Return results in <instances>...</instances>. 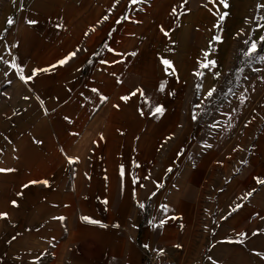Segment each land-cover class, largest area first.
<instances>
[{
	"label": "crops",
	"instance_id": "obj_1",
	"mask_svg": "<svg viewBox=\"0 0 264 264\" xmlns=\"http://www.w3.org/2000/svg\"><path fill=\"white\" fill-rule=\"evenodd\" d=\"M262 6L0 0V264H264Z\"/></svg>",
	"mask_w": 264,
	"mask_h": 264
},
{
	"label": "snow or ice",
	"instance_id": "obj_2",
	"mask_svg": "<svg viewBox=\"0 0 264 264\" xmlns=\"http://www.w3.org/2000/svg\"><path fill=\"white\" fill-rule=\"evenodd\" d=\"M116 2L118 3L119 0H116ZM140 2H142V0H131V4H133V5H135V4H137V3H140ZM210 2H211V0H210ZM185 3H187V0H185ZM220 3L223 5V7H224L225 9L228 7V0H220ZM262 7H264V6H262ZM172 14H173V15L176 14V10H175V9H173V13H172ZM226 15H227L226 12L223 13L222 15H220V17H219L220 20L222 21ZM104 19L106 20V19H107V16H105ZM125 19H127L126 16H125ZM12 23H13V21H12L11 19H9V20H8V24L11 25ZM28 23H29V24H34L35 21H31V20H30V21H28ZM117 23H119V21H117ZM92 30L94 31L95 29H92ZM161 31L164 33L165 36L168 35L167 31H165L163 28H161ZM86 35H87V33H86ZM109 35H111V33H109ZM214 39H215V40H218L219 38H218V37H214ZM262 39H264V37H262ZM245 43H247V41H245ZM76 51H79V49H77ZM110 51H111V49H110ZM256 51H257V45H256V43H252L251 46L249 47L248 51L245 53V55H247V56H252L254 53H256ZM134 54H135V53H132V55H134ZM75 55H76V52L69 53V55H68L67 57H65L64 59L58 61L56 65H52V66H50V68H44V69L33 70L32 76L27 77V78H25V76L22 74V73H23V69H22V68H18V67H17V71H18L19 73H21V75H20V79H21L22 81H24L25 83H27L29 80H31L32 78H34V77L37 75L38 72H45V73H48V72H50L52 69H54V68H56V67H58V66H63V65L66 64L70 59H72ZM205 58L207 59V53L205 54ZM161 62L166 66V68H172V64H171L170 61H168V60H162ZM214 63H215L214 61H209L208 63H202L200 66H201L202 68H207V67H209L210 64H211V65H214ZM13 66L16 67L15 65H13ZM195 74H196L197 76L202 75V73H199V72H197V73H195ZM161 90H163V88H161ZM93 91H95V90H93ZM214 91H215V89L209 90V92H208V97H211V96L213 95V92H214ZM136 94H137L136 92H133L130 96L122 97L121 99H122L124 102H127L128 100L131 99L132 96H135ZM25 99H27V98H25ZM41 103H43V102H41ZM162 113H163V108L160 107V106H157V107L155 108L154 112H153V115H156V114H162ZM193 119H195V116H193ZM74 162H75V161H73L72 159H69V163H70V164H71V163H74ZM4 171H11V170H10V169H0V172H4ZM121 174L123 175V169L121 170ZM145 178H147V177H145ZM254 180H255V182H256L258 185H264V178L254 177ZM32 183H43V184L47 185V181H33ZM24 187L27 188L28 185H25ZM254 191H255V190L253 189V191H249V192H247V193L245 194V196L243 197V199H247L248 197L252 196V194H253ZM105 203H107V201H105ZM12 204H13L14 207L17 206L15 201H13ZM139 206H140L141 208L144 207L143 204H140ZM239 207H240V205H237V207H236V208H233L232 211H236L237 208H239ZM6 217H7V214H6V213H0V219L6 218ZM84 219L87 220L89 223H97L96 221H92V220H90L89 218H84ZM164 223H165L164 220H161V221H160V225H161V226H163ZM240 235H241V239H243L244 234H240ZM254 235H255V233H254ZM13 239H15V238H13Z\"/></svg>",
	"mask_w": 264,
	"mask_h": 264
},
{
	"label": "built area",
	"instance_id": "obj_3",
	"mask_svg": "<svg viewBox=\"0 0 264 264\" xmlns=\"http://www.w3.org/2000/svg\"><path fill=\"white\" fill-rule=\"evenodd\" d=\"M255 218V216H251V219ZM143 264H177V263H172V262H165V261H159L154 254H145L143 257ZM194 264H199V263H194Z\"/></svg>",
	"mask_w": 264,
	"mask_h": 264
}]
</instances>
